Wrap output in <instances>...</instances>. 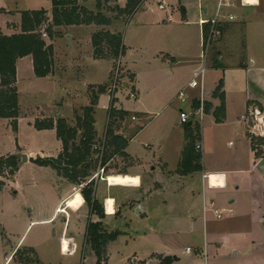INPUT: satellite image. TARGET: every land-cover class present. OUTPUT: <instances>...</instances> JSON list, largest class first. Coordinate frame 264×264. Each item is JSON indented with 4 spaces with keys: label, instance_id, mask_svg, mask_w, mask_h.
Returning <instances> with one entry per match:
<instances>
[{
    "label": "rangeland",
    "instance_id": "1",
    "mask_svg": "<svg viewBox=\"0 0 264 264\" xmlns=\"http://www.w3.org/2000/svg\"><path fill=\"white\" fill-rule=\"evenodd\" d=\"M116 1L78 0V3L79 6L92 13L101 11L106 17H110L111 21L122 19L123 23L119 24V31L122 33L127 50L125 55L124 50L120 54V66L124 74L121 77L123 79H121L118 85L115 98L119 99V106L132 112H135L138 108H142L143 103L141 102L144 92L141 89L142 98L137 102L130 97L133 89L129 82L126 81L128 79V72H126L127 62L130 64L128 60L129 49L132 47V50L134 48L132 53L136 54L133 70L137 74L139 85L145 91L146 104L153 107V115L150 118L149 124L144 129V133L141 136L139 135L132 143L130 152L140 163V165H136L138 166L136 169L146 177L147 182H152L150 177H152V180H155L151 191H158L161 188V184L157 181L164 179L163 174L160 172L162 171V167H160L161 164L159 162L162 159L168 163L169 169L176 168L180 156L179 152L186 139V125H179V115L178 111L176 112L179 102H169L176 93L178 95V88L183 87L190 79V69L194 64L170 63L169 72H165V68L152 67L153 65H157V62L153 61L152 56L161 54L163 50L176 48L177 44L172 42V36H180V33L176 29V26H173L176 22L169 23V26L166 28H146L143 25L147 23L141 21V16H143L144 21L149 20L156 23L160 20H167V12L159 9L160 2L165 1L170 6L174 3V0H147L131 16L129 14L125 16L120 15L118 5H110L116 3ZM1 2L7 6L16 5L20 10L47 9L52 5L51 0H1ZM51 10L48 11V22L43 26V29L53 22ZM242 12L240 11V13ZM12 13L15 15L19 12ZM173 16L178 21L180 14L174 13ZM20 20L21 15L5 16L2 18L1 26L7 30L6 21L8 23H14L10 21H15L16 23ZM59 28L61 29V27L54 29L58 36L62 38L67 32ZM83 36L86 38L84 32ZM46 37L43 36V38ZM168 38L171 41H167ZM62 40L63 44H59L57 49L61 64L65 67V71L62 72L65 82H67L65 86L73 87L76 84L75 76L77 75L78 53L83 49L85 44L83 41V46L80 49L77 47V39L71 45H69V40L66 36ZM192 42L193 40L190 39V43ZM104 44L106 43L103 42L101 45V48L105 52L103 57L106 55L112 57L113 64L109 61L102 62L103 66H100L97 71L101 75V82H106L110 76L109 80L104 84L107 87V93L110 85L109 81L115 73L119 59L115 58V50ZM252 46L254 48L253 59L256 62L253 67L261 68L260 71L248 73L247 70H230L222 73L220 70H213L207 74L208 87L214 88L220 76V80L226 82L228 85L233 84L232 88L234 90H240L242 85L247 90L249 86V94L253 91V95L256 98H259L258 93H261V96L264 97V38L255 37ZM88 47L91 48L89 44ZM174 56L177 62L182 61L177 55ZM213 61L214 59L212 58L211 62ZM246 62L248 66H251L250 59H247ZM197 66L198 63L196 62L195 68ZM34 79L33 65H29L28 62L20 64L17 84L20 116L17 119V131L13 130V120L0 119V157L14 154L17 148L20 152H23L20 148H23L27 152H31L32 149L38 147H47L53 150L58 143L56 132L38 134L31 126L32 122L35 126L37 121L53 120L56 126L59 119H64L67 122L64 116H68L67 125L69 127H77V117H82L84 115V108L91 105L92 96L90 94V103H79V107L74 109L73 112L68 113L66 111L63 116V110L55 109L52 113L53 106L58 104L55 103L56 94L59 92L63 93L64 91L57 87L55 82H36ZM167 80L171 81V85H164L168 82ZM59 96L61 97V95ZM110 100L109 93L103 95L100 105L96 109L99 130H102L107 124V110L104 107H109ZM154 101L158 103H154ZM52 103L55 104L52 105ZM115 109L124 111L123 109H118V106ZM58 112H60L59 115H57ZM127 113L128 115L124 118L118 116L114 120L110 119L108 122L114 123L115 132L130 137L131 133L139 130L140 126H144L148 121L136 122L132 119L133 114ZM209 121L208 118L205 120L203 137H201V131L200 133L194 131L193 135L196 143L201 142V140L203 141V166L205 172H211L213 169L224 171L229 179V185L223 190L209 191L208 198L209 201L214 202L215 209H232L233 213L225 214L222 219L218 220L214 213L209 210L207 219L204 220L201 192L202 171H199L192 177L181 178L180 182L177 180L176 186H174L175 190L181 189L180 193L174 190L167 191L165 194L168 207L162 205L164 195L157 193L151 201L150 206L152 210L149 212L150 218L146 220V218L135 216V219L133 218L129 226H118L120 230L128 233L123 236L121 235L118 241H115L113 246L110 247L108 264H140V262H135L134 260L137 258L145 259L156 251L168 252L169 250L175 252V255L181 258L182 261L191 262L193 259L204 260L205 242L208 243L209 261L212 264H264V202L262 198L264 156L259 158L261 159L259 161V159H256L251 154L245 136L242 139L237 137L229 139L227 131L211 129ZM108 124L106 128H108ZM81 133L78 134L76 139L77 144L80 142ZM95 140L99 142L101 137L97 136ZM231 140H233V147L230 145ZM148 142H151L150 147L148 146ZM256 149L259 153L263 154L264 144L256 147ZM122 158L117 157L115 160L107 163L105 172L95 177V179L103 180L109 174L125 171L128 160ZM92 160L93 169L96 167V170L92 171L94 176L98 172L100 160H97V156L94 154ZM20 166L14 178L7 180L9 185L0 192V232H3L0 235V264H2L1 261H4L3 250L5 251V246L8 249L14 247L18 239L26 231L29 224L28 221L32 218H44L49 213L51 206L45 198L48 195L43 196L41 189L40 192L35 189L37 183L44 185L48 183V179L42 174L41 169L34 164H29L22 168ZM153 167L155 168L153 169ZM165 171L167 170H163V172ZM148 175L149 178H147ZM102 185L105 186L106 184H101L99 189H101ZM83 201L82 195L77 193L76 196L70 199L68 205L77 209L79 205L83 204ZM64 217H67L68 222H70L69 211L64 214ZM159 217H162L160 222L158 220ZM158 222L160 223L159 225ZM56 226L60 227L59 222H56ZM154 226H158L156 228L157 231L151 228ZM85 228V220L80 222L75 218L72 219L69 236L78 237L79 241H77L79 243L71 239V237L62 240V247H67L66 253L71 257L64 258L58 252L54 253V261H59V264H93L91 262L95 256L90 255L92 252L86 245L84 238H82ZM10 232L12 233L11 236ZM48 233V229L37 225L30 228L25 239L27 238L28 242H32L33 239L43 238ZM53 245V242L50 241V243L44 246V250L48 249V247L53 249ZM57 245L60 246V243H57ZM186 247H190L193 252L186 254ZM58 248L60 249V247ZM234 250L239 253L238 256L229 258ZM82 258H86V260L82 261Z\"/></svg>",
    "mask_w": 264,
    "mask_h": 264
},
{
    "label": "crops",
    "instance_id": "2",
    "mask_svg": "<svg viewBox=\"0 0 264 264\" xmlns=\"http://www.w3.org/2000/svg\"><path fill=\"white\" fill-rule=\"evenodd\" d=\"M130 0H117L116 3H112L110 5H118L120 9H123L127 6L128 2ZM147 0H142L140 6L142 7ZM220 0H174V3L172 5L168 6L165 1H162L160 3L165 4L164 9H159L162 11L167 12V20H160L158 23L154 21H144L143 16H141V21L147 23L146 25H143L146 28H166L169 26V23L172 24L173 22H176L175 25L176 29L179 30L180 36H172V42L176 43V48H169L168 50H163L161 54H156L153 57V61L157 62V65H153L152 67H160L165 68V72L170 71V63L172 64H178L179 62L190 64L194 66L190 69V79L183 85V87L178 88V93L187 88L188 83L190 82L192 78L193 70L195 69L196 62L198 63L202 47V28L207 29L208 25L201 26L200 21L201 20H210L212 19L218 9V4ZM226 6H223L220 8V26L222 35L216 40L215 44H213V47L211 49V59L213 58L214 61L211 62L210 60V69L208 72L213 70H220L222 73L226 71H244L247 70V72L251 73L254 71H260L261 68H255L253 67L255 65V60L253 59V53L254 48L252 46L253 39L255 37H261L264 38V0H252L251 3H247L248 0H225ZM139 6V7H140ZM52 5L50 8H43L47 11L51 10ZM0 9H4L5 11L0 15V27L4 34L6 35H13L20 32V25L21 20L17 21H10L14 23H8L6 24L7 30L3 29L1 26L2 24V18L3 17H9V16H15V15H21V11L18 6H7L4 5L0 0ZM31 10V9H29ZM35 10V9H32ZM41 10V9H38ZM140 11V10H139ZM239 11V12H237ZM240 11H243L240 13ZM12 12H19L17 14H13ZM138 12V11H137ZM179 13V20H175L173 14ZM125 16V15H124ZM230 16H234V20H229ZM110 18V17H109ZM131 18V17H130ZM178 19V18H177ZM123 23L122 19L118 20H112V23L108 26H99V25H80V26H64L61 27L60 30L66 31L61 38L60 36H55L53 38H50L48 35L46 38H44L45 42L48 45H52L54 49V67L53 72L49 76L45 78H38L35 75V81L36 82H52L56 84L57 87L62 89L64 92H59L56 94V100L55 103H58L56 106H53L52 113L55 109H61L63 110V116L66 113V111L69 113L73 112L74 109H77L79 107V103H90V94L92 96V91L95 90V92L98 93L99 88L102 87L106 82H101L99 75L98 68L100 66H103L102 62L109 61L113 64V58L108 57L107 55L102 58H97L94 54V47H93V36L99 33L101 30H104L106 32H110L111 34H120L122 36L121 31H119V24ZM10 26V27H9ZM172 27V26H171ZM55 31V29H54ZM42 32H45L44 29ZM83 32L86 34V38L83 36ZM67 37L69 40V45L73 44L74 40L77 39V47L82 48L83 41L85 46L83 49L78 53V65H77V75L76 78V84L73 87H66L67 82H65L63 71H65L64 65L62 66L61 61L59 59L58 54V45L63 44V40ZM190 39L193 40L192 43H190ZM123 45H124V55L127 50V46L125 44L124 38ZM169 40V38L167 39ZM88 44L90 47H88ZM166 44V43H164ZM106 45V44H104ZM147 47V46H146ZM167 47V45H166ZM147 49V48H146ZM134 50V48H133ZM132 47L129 49V56L128 60L130 61V64L127 62V71L128 72V79L126 80L129 82V84L132 86V93L136 96V101L139 102V100L142 98L141 89L144 92V97L141 103L143 105L142 108H138L135 110V112H132L131 110L122 108L118 105L119 99L115 98L116 105L118 106V109H123L124 111L132 113V119L135 117L136 122H147L144 126H140V129L135 131L134 133H131L130 137H127L126 135L119 134L123 138H125L128 141V146L122 150V152L112 153L108 149L109 154V163L110 161L115 160L117 157H123L122 159L128 160L126 163V170L122 172L116 173L117 175H130V176H138L141 181L139 185L136 186H129V185H109L107 178L100 180L94 178V187H95V196L101 203V205L104 208L105 212V218L100 219L97 215H91L90 209L88 205L85 203V200L83 201L82 205H79L77 209H74L72 207H69L68 203L71 198L76 196L77 193L81 194V189L83 186H76L72 183H70L68 180L62 178L58 175L57 171L50 167H43L39 166L35 163H33L31 160H36L38 157L41 158H56L60 155L62 152L63 146L62 142L58 139L57 134L56 138L58 140L57 146L50 150L47 147H38L36 149H32L31 152L25 151L23 148H20L24 153L28 155L29 161L25 164H22L20 168L29 165L34 164L41 169L42 174H44L47 179L48 183L40 184L37 183L35 189H40L43 196L48 195V197H45L48 201L47 203L53 207L50 206L49 213L44 216V218H37V219H31L28 221V227L24 234L18 239L16 245L14 247H10L8 249L7 246H5V251L3 250V260L1 261L2 264H59V261H54V253H60V256L66 258L71 257L67 255V247H62V240L70 238L74 240H78L79 238H74L73 236H69L71 230L70 225L72 223V219L79 220L80 222L85 220L86 221V228L89 221L92 222H102L103 227L108 232L113 231H120L123 235H126L128 232H125L123 230H120L118 226L121 225H127L129 226L133 218L135 219V216H140L142 218H150L149 212L152 210L151 208V201L154 199L155 195L162 194V205L167 206L168 201L165 200V194L167 191H174V186H176V181L181 178L185 177H192L194 174H197L198 172H195L188 176H181L177 174L175 171L179 165L182 152L184 150V147L187 143L186 139L182 146V149L180 150V156L177 161L176 168L169 169V165L166 161L162 160L159 162L161 164L160 167H162V171H160L163 174V178L160 181H157L161 184V188L159 190H153L151 191V188L154 186V181L151 179V183L147 182L146 177L139 172L136 167V165H140V163L137 161V159L132 155L130 152V147L132 143L141 136L144 132V129L149 124L150 118L153 115L152 109L153 107L149 104H146L145 101V91L144 89L139 85L138 78L136 72L133 70L134 63L136 62V54H133ZM106 51V49H105ZM107 54V52H106ZM174 55H177L182 59V61H178L175 58ZM120 58V57H119ZM117 58V59H119ZM247 59H250V65H247ZM187 60V61H186ZM25 62H28L29 65H33L34 70V62L32 56H26L22 59H19L16 64L17 68V82L16 86L18 84V76L20 71V64H23ZM96 72V73H94ZM111 72V71H110ZM207 72V74H208ZM219 72V71H216ZM94 75H93V74ZM35 74V72H34ZM102 74V73H101ZM110 74V73H109ZM85 79V80H83ZM125 81V82H126ZM168 81V80H167ZM208 77L206 75V86L209 90V98H208V104L212 105V108L210 112H208L203 120L202 125L200 126L201 131V137H203V132L205 129V120L208 118L210 121V128L213 130H223L227 131L229 133V139H235L237 138H243L245 136L249 150L251 151V154L254 155L256 159H259L264 156V153L261 154V156H257V149L253 148L251 136H254V133H257L259 130L260 132L264 131V97L261 96V93H258V97L256 98L252 91L251 94H249L247 87V90L243 88V85L240 90H234L232 87L233 84H227L223 81V88L222 92L225 95V117L222 120V122L218 123L216 122V119L214 117V111L221 105V101L219 98L214 96V91L216 90L217 86L220 83V76L217 79V84L214 88H209L207 85ZM165 86L171 85V81L169 80L167 83L164 84ZM1 89V86H0ZM152 90V89H151ZM91 91V92H90ZM137 93V94H136ZM192 94H195V92H191ZM107 95L108 92L103 94H98V101L97 105L95 106L94 111V119H95V130L97 133V136L102 137L105 134V128L107 127L108 121L110 120L109 116V109L111 107L112 100L110 97V104L109 107L105 106L104 108L107 110V124L102 130H99L98 123L96 119V109L100 105L101 99L103 95ZM61 95V97L59 96ZM67 95V96H66ZM138 95V97H137ZM256 95V94H255ZM177 93L175 96H173L172 100L169 103H176V101L179 102L177 98ZM166 100V99H165ZM145 102V104H144ZM55 103H52L55 104ZM154 103H158L157 101H154ZM81 105V104H80ZM167 106V105H166ZM182 107V105L179 102V105L177 107L176 112ZM255 110H258L262 116V122L263 125L259 127H255V121L253 120V112ZM60 112L57 113L59 115ZM48 115V114H47ZM32 118H34L32 116ZM65 119H67L68 122V116H64ZM7 120V119H6ZM112 120V119H111ZM114 120V119H113ZM179 125L180 122H179ZM33 129L38 134H47V132H56L55 129H49V130H37L35 126L32 125ZM188 126V125H187ZM193 126V125H192ZM115 129V128H114ZM34 133V134H37ZM117 133V132H116ZM250 134V135H249ZM202 145L203 141L201 140ZM148 146L150 147L151 142H148ZM242 144V143H241ZM230 145L233 147V140L230 141ZM204 151V147H203ZM202 151V177H201V192H202V206H203V213H204V220L207 219V214L209 210H211L215 217L219 220L224 217L225 214H232L233 210H219L214 208V202L209 201L208 198V192L209 191H219L226 189L229 185V179L227 178L224 171L213 169L211 172H205L204 166H203V155ZM17 150L14 153H17ZM123 153V154H122ZM261 161V159H259ZM106 163V165H107ZM256 164V163H255ZM155 167H153L154 169ZM164 168V169H163ZM152 169V170H153ZM167 170L163 172V170ZM159 172V171H158ZM159 172V173H160ZM175 172V173H174ZM169 173V174H168ZM217 174V175H223L225 178V186L224 187H212L207 179V176ZM111 175V174H109ZM108 175V176H109ZM113 175V174H112ZM107 176V177H108ZM149 178V175L148 177ZM93 179V178H92ZM12 182V181H10ZM57 184V185H56ZM106 184L105 186L102 185L101 189L100 185ZM179 184V183H177ZM9 185V182H7L6 187ZM5 187V188H6ZM183 187V186H182ZM181 187V188H182ZM4 188V189H5ZM64 188V189H63ZM63 189V190H62ZM181 189L175 190L176 192L180 193ZM263 202H264V185H263ZM82 195V194H81ZM83 197V196H82ZM84 199V198H83ZM108 199L114 200V210L115 213L109 214L107 212L106 208V202ZM232 203V202H230ZM163 207V208H164ZM168 207V206H167ZM211 207V208H209ZM264 209V206H263ZM106 210V211H105ZM70 212V222H68V218L64 217V214L67 212ZM221 214V218L217 217V212ZM147 216H146V215ZM162 217H159V222ZM164 218V217H163ZM56 222H59V226H56ZM158 222V225L160 224ZM37 225L43 226L45 229H48V234L44 236L43 238H35L32 242H28L26 237V234L30 230L31 227H35ZM158 226H154L151 228H154L155 231H157ZM86 228L83 232V237L85 240L86 235ZM1 229V227H0ZM33 230V228H32ZM152 231V229H150ZM3 232H0V235H2ZM10 236L12 233H9ZM120 235V236H121ZM8 236V235H7ZM119 236V237H120ZM118 237V239H119ZM81 238V237H80ZM118 239L116 241H118ZM10 240V239H9ZM58 240V241H57ZM11 241V240H10ZM53 242V249L51 247H48V249L44 250V246L48 243ZM77 241V242H78ZM115 242V241H114ZM110 243L107 248V256H108V263H109V249L111 246H113V243ZM57 243H60V246L57 245ZM79 243V242H78ZM7 247V251H6ZM43 247V249H42ZM60 247V249L58 248ZM190 247H186V254H191L193 250L188 251ZM204 260L202 259H193L191 262L182 261L181 258L177 257L175 255V252H171L170 250L168 252H154L152 255L145 259L137 258L134 261L140 262V264H159L160 262V256L162 257H177L178 260L175 261L173 264H212L209 261V252H208V243L205 242L204 245ZM238 252L234 250L232 254L229 256V258H234L238 256ZM30 255V257H28ZM90 255H94L93 252ZM58 256V254H57ZM95 256V255H94ZM85 261L86 258H82V261ZM93 264L96 263V257L91 262Z\"/></svg>",
    "mask_w": 264,
    "mask_h": 264
},
{
    "label": "trees",
    "instance_id": "3",
    "mask_svg": "<svg viewBox=\"0 0 264 264\" xmlns=\"http://www.w3.org/2000/svg\"><path fill=\"white\" fill-rule=\"evenodd\" d=\"M141 1L130 0L125 8H119L120 15L129 14L131 16L138 9ZM51 2L53 22L44 29L45 32H42L43 26L48 22V11L45 9L21 11L19 33L6 35L0 27V119L13 120L12 126L15 132L17 131V119L20 116L19 92L16 86L17 61L26 56H32L35 75L38 78H45L53 72L54 49L52 45H48L45 42L43 33L53 38L58 35L53 30L56 27L93 24L108 26L112 23L111 19L106 17L101 11L92 13L79 6L78 0H51ZM4 11V9H0V15ZM92 42L94 54L97 58H102L105 55L104 49L101 48L103 42L115 50V58H119L122 50H124L120 34L116 35L101 31L93 36ZM222 88L223 81L221 80L214 91V96L221 101V105L214 111V117L218 123L222 122L225 117V95L222 92ZM106 91V85L100 87L98 93L92 91L91 105L84 108L82 117H77V127H69L64 119H59L56 126L53 120L37 121L35 124L37 130L56 129L57 137L62 142L63 149L58 158L38 157L36 160H31L39 166L54 169L59 176L70 183L76 186H83L81 194L90 209V214L97 215L100 219L105 218V212L95 196L92 171L96 170V167L93 169L91 161H93V154L96 155L93 147L98 143V140H95L97 133L95 130L94 108L98 104V94H103ZM114 102L115 99L109 109L110 119L113 120L118 116L121 118L126 117L128 115L127 111L115 109ZM211 108L212 105L207 104V113L210 112ZM194 131L200 133V127L198 125L190 127L186 125L185 137L187 143L176 170V173L181 176H188L203 169L202 152L196 149L197 143L193 135ZM80 132H82L81 139L79 144H77L76 139ZM106 139V151L108 149L110 151L113 150L111 154L121 153L128 146V141L114 131L113 122L108 124ZM251 141L253 148L256 149V147L264 144V137L251 136ZM108 154V152H105L102 165H106L109 161L110 157L107 156ZM257 156H261V153L258 152ZM19 163L20 159L13 154L0 157V192L6 187L7 180H12L16 175ZM121 234L120 231L108 232L103 227L102 222H88L85 243L96 257L95 264H108L107 248ZM159 258V264H173L178 260L177 257L171 256H160Z\"/></svg>",
    "mask_w": 264,
    "mask_h": 264
},
{
    "label": "built area",
    "instance_id": "4",
    "mask_svg": "<svg viewBox=\"0 0 264 264\" xmlns=\"http://www.w3.org/2000/svg\"><path fill=\"white\" fill-rule=\"evenodd\" d=\"M225 0H220L218 4V9L215 16L210 20H201L200 25H208L207 29L202 28V51L198 60V66L193 70L192 78L188 83L187 88L181 90L178 93V100L182 107L179 110V122L181 125H188L190 121L193 122V125H198L199 127L202 125L203 120L207 114V104L209 98V90L206 86V75L210 69V60H211V49L216 40L222 35L221 26H220V8L226 6ZM160 9L165 8L164 3H160ZM229 20L233 21L234 16H230ZM43 36L46 37L47 34L43 33ZM124 72L121 70L120 59L117 61V67L114 75L109 81L108 93L111 99H115V93L118 89V85L121 82V78ZM191 92H195L192 94ZM131 98L136 100V96L134 93H131ZM136 118L133 117V120ZM253 120L255 121V127H259L263 125L262 116L258 110L253 112ZM106 131L102 137V139L93 147L96 151L97 159L100 160L98 166V172L93 176L98 177L100 174H103L106 170V165H102V160L104 158L106 148H107V139H106ZM256 137H264V131L254 133ZM196 149L200 152L203 151L202 142L196 144ZM210 182V181H209ZM106 211V210H105ZM217 212V217L221 218V214ZM191 251V248L188 249Z\"/></svg>",
    "mask_w": 264,
    "mask_h": 264
},
{
    "label": "bare ground",
    "instance_id": "5",
    "mask_svg": "<svg viewBox=\"0 0 264 264\" xmlns=\"http://www.w3.org/2000/svg\"><path fill=\"white\" fill-rule=\"evenodd\" d=\"M252 0H248L247 3H251ZM208 181H210V185L212 187H224L225 186V178L223 175L212 174L207 176ZM107 181L109 185H129L136 186L140 184L141 179L138 176H130V175H117L111 174L107 177ZM106 210L111 215L115 213L114 210V200L108 199L106 202Z\"/></svg>",
    "mask_w": 264,
    "mask_h": 264
},
{
    "label": "water",
    "instance_id": "6",
    "mask_svg": "<svg viewBox=\"0 0 264 264\" xmlns=\"http://www.w3.org/2000/svg\"><path fill=\"white\" fill-rule=\"evenodd\" d=\"M193 125V122L192 121H190L189 123H188V126L190 127V126H192ZM14 156H16V157H18L19 159H20V163H19V165H22V164H25V163H27L28 161H29V159H28V155L26 154V153H23V152H17V153H14L13 154Z\"/></svg>",
    "mask_w": 264,
    "mask_h": 264
}]
</instances>
